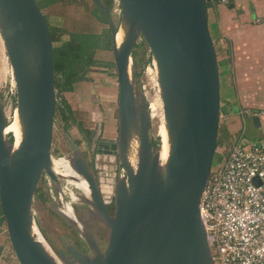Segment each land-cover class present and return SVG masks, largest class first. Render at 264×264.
I'll use <instances>...</instances> for the list:
<instances>
[{
	"label": "water",
	"instance_id": "water-1",
	"mask_svg": "<svg viewBox=\"0 0 264 264\" xmlns=\"http://www.w3.org/2000/svg\"><path fill=\"white\" fill-rule=\"evenodd\" d=\"M211 1L118 0L116 25L111 11L93 0L110 26L117 81V137L104 140L97 133L90 149V155L115 156L122 170L112 215L102 202L91 160L64 135L69 165L89 190L77 204L91 208L105 227L99 245L91 230L66 213L60 181L68 178L54 168L58 91L47 21L35 0H0V36L12 70L20 131L15 146L4 132L9 118L0 101V234L3 227L17 264H58L39 239L34 221V198L43 179L53 193L45 197L52 200L54 213L89 250L80 251L68 236H63L64 250L58 249L40 233L63 264H213L200 217L220 118L219 72L207 18ZM140 41L154 65L163 106L168 147L163 166L131 56ZM251 119L258 126V116Z\"/></svg>",
	"mask_w": 264,
	"mask_h": 264
},
{
	"label": "crops",
	"instance_id": "crops-1",
	"mask_svg": "<svg viewBox=\"0 0 264 264\" xmlns=\"http://www.w3.org/2000/svg\"><path fill=\"white\" fill-rule=\"evenodd\" d=\"M230 4L216 0L207 7L219 72V124H224L230 137L229 146L264 135V114L258 115V126L243 116L244 110L264 113V0H235ZM64 97L69 103H93L94 138L99 133L101 139H116L118 122L105 121V105L117 103L116 76L106 70H92L88 79L77 82ZM3 229L0 241L6 236Z\"/></svg>",
	"mask_w": 264,
	"mask_h": 264
},
{
	"label": "built area",
	"instance_id": "built-area-1",
	"mask_svg": "<svg viewBox=\"0 0 264 264\" xmlns=\"http://www.w3.org/2000/svg\"><path fill=\"white\" fill-rule=\"evenodd\" d=\"M114 5L119 9L118 0ZM262 114L243 111L248 118ZM60 159L68 162L67 153ZM113 159V155L94 152L91 161L102 202L109 206L114 202L116 179L123 174L120 166L110 164ZM107 161L110 168H105ZM71 187L64 185V192ZM200 217L213 264H264V135L226 149L201 193Z\"/></svg>",
	"mask_w": 264,
	"mask_h": 264
},
{
	"label": "rangeland",
	"instance_id": "rangeland-1",
	"mask_svg": "<svg viewBox=\"0 0 264 264\" xmlns=\"http://www.w3.org/2000/svg\"><path fill=\"white\" fill-rule=\"evenodd\" d=\"M45 11L46 13H49L50 15L49 19L52 24H60L68 29H72L73 26L78 27L79 25H82L85 22L89 23L90 25H86L84 27H91L93 31H100V29L103 27L102 24L97 23L94 19L90 17V15L87 13V11H85L82 8V6L67 5L66 7L65 6L52 7ZM99 12L100 11L97 9L96 14L98 13L100 17H102V15L100 14L101 12L100 13ZM119 14H120L119 9L116 7V5H113L111 9V17L116 25H118L119 23V16H120ZM104 27L106 26L104 25ZM211 34L212 32L210 30V35ZM139 43L141 44V41ZM142 49L144 50L146 49L148 51L147 47L145 45H142L137 49L139 54L141 53ZM99 56H100V59H110L111 52L108 51L106 52L105 55H103L101 52ZM148 56L149 54L147 52L144 59L146 60ZM98 70L102 72V71H105V68L101 67ZM139 71H140V75L137 78V80H138V85H139L140 90L144 94L149 93V96L151 98L153 99L155 98L154 101L156 100V97L158 99L155 102L156 105H158L156 106L157 108L156 115L151 114L152 108L149 105L148 100H147V103H148V107L150 111V119H151V124H152L151 136L153 139L157 140L160 143V134L165 128L164 118H163V106H162V101L159 95V90L157 92L158 88L156 86L155 68H154L152 61L142 65ZM66 99H69V98L66 97ZM0 101L3 103L6 115L9 118V121L11 122L13 118V112L15 109V105H16L15 86H14V81H13L12 70H11L5 49H4V44H3L1 36H0ZM71 102H72L70 103L71 107H73L74 109H79V111L83 113V115L85 116V117L81 116L83 117V119L85 118L82 124V128H84L85 126L88 128L94 127L95 125L94 123L96 122L91 120V117H92L91 113L94 108L93 103L82 105L81 103H77V101H74V100H71ZM116 105H117L116 102H113L111 105H105L106 115H107V118L105 119V121H107V123H109L108 121L111 122V120L113 122L117 121L115 117ZM112 113H113V117L111 116ZM69 132H70L69 135L72 137V139L81 141L79 144V148L84 152L88 160L92 161V154L89 155V152H88L90 148L87 147L86 143L82 140L84 138L83 132L76 125L72 126ZM64 134L65 132L61 128V123L60 121H57V118H56V121L54 124L52 156L54 158V168L58 170V172L61 173L62 175H64V173L59 163L60 157H62L63 153L66 154L68 152V145H67ZM6 136L8 135L6 134ZM229 140H230V137L226 133L224 124L223 123L219 124L218 135H217L218 145H217V148L215 149V153H214L213 160H212V165L218 164L220 161H222V158H223L222 152L229 147ZM109 162L110 161L106 162L105 168H110ZM110 164L119 166L116 157L115 159L112 160V162H110ZM100 165L102 164L98 163V166ZM60 183L63 187L68 182L65 180H61ZM70 185L72 186L71 190L73 191V193L75 192L79 195L87 196V194L83 192L81 189H78L73 184H70ZM71 190L69 192H66L65 199L67 203L70 202V194H72ZM42 191L44 192V195H46L45 193L51 194V197L53 195V193H51L46 188V183L44 179L39 183L37 194L34 198L33 213H34L35 225L39 229L38 231L39 233L41 234L43 233L52 243L59 246L60 245L59 235H61L63 232H66L67 229L65 227V224H63V220L54 213L53 208L51 206V201L48 200L46 197H45V200L43 201V199L39 197V194ZM75 203L77 204L79 203V201ZM41 239H42V242L46 243L42 235H41ZM0 242H1L0 246L2 247V250L0 252V264H17L15 257L9 246L7 237L5 236V238H3V240H1Z\"/></svg>",
	"mask_w": 264,
	"mask_h": 264
},
{
	"label": "trees",
	"instance_id": "trees-1",
	"mask_svg": "<svg viewBox=\"0 0 264 264\" xmlns=\"http://www.w3.org/2000/svg\"><path fill=\"white\" fill-rule=\"evenodd\" d=\"M88 1L35 0L36 4L44 14V17L47 21L52 41L55 86L58 91V98L56 103L57 121H60L62 130L67 134H70V128L76 125L84 134V138L82 140L86 143L87 147H90L93 143V138L96 129L90 127L88 128L86 126L82 128V124L85 119H83V117L85 116L79 111V109H74L73 107H71V104L64 97V93L73 91L74 85L77 82L88 79V74L92 70H97L101 67H104L106 72H108L110 75L116 76V73L112 59V37L107 16L101 9H99L95 5L93 0ZM100 1L111 11L114 5V0ZM211 2L207 3V7L211 4ZM67 5L82 6V8L87 11L90 17L94 19L97 23L102 24L103 27L100 29V31H93L91 27H84L86 25H90L87 22H85L86 24L84 23L85 25L82 24L78 27L73 26L72 29H68L60 24H52L49 19L50 15L49 13H46L45 10H48L52 7H66ZM97 9L101 12L99 13L102 15V17H100L98 13L96 14ZM104 25L106 27H104ZM142 45L145 44L143 42H141V44H137L131 53L137 77H139L140 75V67L151 61L149 51H147L146 49H142L140 53L141 55L139 54L137 49ZM108 51L111 52V58L100 59L99 55L101 54V52L103 55H105ZM147 52L149 56L145 60L144 58ZM7 135L10 141H13V135L11 133H8ZM73 141L78 146L81 142L75 139H73ZM157 142V140L153 139L154 145H157ZM217 145L218 141L216 143V148ZM225 151L226 150H224L223 155L225 154ZM214 165L211 164V169ZM39 197L42 198L43 201L45 200V195L43 191L40 192ZM111 209H113V205L111 206ZM1 250L2 247L0 246V252Z\"/></svg>",
	"mask_w": 264,
	"mask_h": 264
},
{
	"label": "bare ground",
	"instance_id": "bare-ground-1",
	"mask_svg": "<svg viewBox=\"0 0 264 264\" xmlns=\"http://www.w3.org/2000/svg\"><path fill=\"white\" fill-rule=\"evenodd\" d=\"M120 35H121V33L118 32L117 35H116V39L117 40H119ZM156 86H157V83H156ZM157 92H158V89H157ZM145 97L149 101V105L152 108L151 114L152 115H156L157 114V112H156V110H157L156 106H158V105H156L155 102L158 100L157 97H156V100L155 101H154L155 98L154 99L151 98L149 96V93L145 94ZM138 108H139V110L141 109V99H140V96L139 95H138ZM4 132H5V134L11 133L13 135L14 143H15V146H16L18 144L19 138H20V131H19V125H18V120H17L16 108L14 109V112H13L12 121L11 122L8 121V125L5 128V131ZM167 151H168V147H167V137H166V131H165V128H164V130L160 134L159 162H160V165L161 166H163V164H164V162L166 160ZM59 163H60V165L62 167V171L64 173L63 176H66L68 178V182L70 184H73L75 187L80 188L83 192H85L88 195L89 190H88V185H87L86 180L84 178L78 176L77 174H75L73 172V170L71 169L69 163L66 160L60 159ZM66 213L67 214H70L71 216H73L76 219V221L82 227L85 228V225H84V222L81 219V216L77 215V213H68L67 211H66ZM36 231H37V229H36ZM37 234H38L39 239L42 241L41 235H40V233L38 231H37ZM42 243H44V246H45L46 250L48 251V253L52 257H54L56 259L57 263L58 264H63L61 261H59L55 257L54 253L52 252V250L50 249V247L47 245V243H45V242H42Z\"/></svg>",
	"mask_w": 264,
	"mask_h": 264
},
{
	"label": "flooded vegetation",
	"instance_id": "flooded-vegetation-1",
	"mask_svg": "<svg viewBox=\"0 0 264 264\" xmlns=\"http://www.w3.org/2000/svg\"><path fill=\"white\" fill-rule=\"evenodd\" d=\"M96 179L98 180V177H96ZM78 195L79 194L75 192L72 193V201L65 204L66 205L65 211H67L68 213H77V215L81 216V219L84 220V225H85V228L84 227L83 228L87 230L88 229L91 230L93 234H95V236L98 238V244L102 245L104 242L105 234H106L105 227L102 224V222L99 223V220L94 215L95 213L92 212L91 208H88V206L84 204L74 203V202L80 201V195L79 196ZM106 209L109 214L111 215L113 214V209H111V206L106 205ZM63 224H65L67 231L59 235L60 245L57 246L53 243L54 246L58 249L64 250L63 242L65 243L67 240L63 239V236H68L72 245L77 247L80 251L88 252L89 251L88 247L86 246L84 242L81 241L80 237L77 235L74 229L70 225L65 223L64 221H63Z\"/></svg>",
	"mask_w": 264,
	"mask_h": 264
}]
</instances>
